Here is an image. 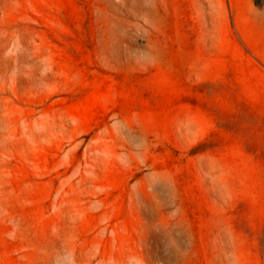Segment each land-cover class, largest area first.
<instances>
[{"label":"rangeland","instance_id":"obj_1","mask_svg":"<svg viewBox=\"0 0 264 264\" xmlns=\"http://www.w3.org/2000/svg\"><path fill=\"white\" fill-rule=\"evenodd\" d=\"M0 264H264V0H0Z\"/></svg>","mask_w":264,"mask_h":264}]
</instances>
